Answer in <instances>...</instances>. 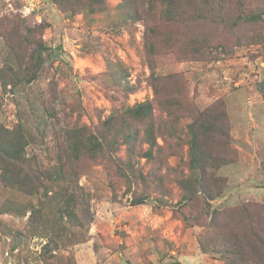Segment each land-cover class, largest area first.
<instances>
[{"label": "rangeland", "instance_id": "obj_1", "mask_svg": "<svg viewBox=\"0 0 264 264\" xmlns=\"http://www.w3.org/2000/svg\"><path fill=\"white\" fill-rule=\"evenodd\" d=\"M85 2L64 8L63 0H0V33L8 19L44 26L41 38L47 49L38 75L31 70L30 79L19 86L0 87V125L13 129L20 122L28 136L30 162L22 165L27 173L55 165L70 131L82 139L103 136L110 144L104 147L109 157L82 155L75 163L81 170L67 176L85 192L92 221L81 234L58 221L63 227L60 244L56 249L50 245L54 250L47 253L43 245L49 227L32 226L28 220L29 206L40 208L44 221L52 222L56 211L44 201L38 172L31 175L35 195L12 190L0 180V264H225L221 245L232 236L229 230L243 235V252L246 239L254 242L234 215L224 225L227 208L264 204V41L255 36L256 31L264 34V23L232 29L233 40L218 27L232 47L228 54L218 60H183L167 52L169 39L149 35L147 24L154 15L141 11L144 3L137 11L142 19L126 20L122 14H134V9L122 0H103L92 9ZM261 2L247 0V5L262 8ZM224 21L221 17L219 23ZM210 22L185 25L203 36L211 32ZM7 51L0 35V67ZM174 94L187 99V108L173 106ZM146 101L152 110L143 118L127 112ZM218 105L228 119L223 130L213 109ZM206 108L216 122L205 135L199 124ZM110 117L116 128L127 122L123 132L130 137L121 132L109 140L112 129L103 122ZM193 133L201 140L211 136L214 144L226 141L225 150L218 148L213 157L225 188L203 210L176 204L178 189L171 173L189 157ZM180 140L181 149L175 147ZM225 154L234 160L215 158ZM163 178L172 196L168 190L162 195L157 179ZM141 196H146L144 202L134 204ZM212 209L225 214L211 215Z\"/></svg>", "mask_w": 264, "mask_h": 264}, {"label": "trees", "instance_id": "obj_2", "mask_svg": "<svg viewBox=\"0 0 264 264\" xmlns=\"http://www.w3.org/2000/svg\"><path fill=\"white\" fill-rule=\"evenodd\" d=\"M81 1H86V5L92 9L94 4L103 0H63V3H65L63 7L71 8L74 3ZM122 2L131 4L134 9V14L133 10L131 12L127 10L122 14V17L126 20L142 19L137 11L141 10L138 8V4L144 3L145 9L141 11H145L146 16L154 15L151 24L150 22L147 24L149 35L163 36V41L169 39L170 42L165 43L167 52H174L183 60H200L206 57L218 60L224 54H228L232 47L218 32V27L224 29V33L229 34L233 40L236 37L231 33L232 29H238L242 25L264 23V2H261L262 8L259 6H252V8L250 4L247 5V0H122ZM221 17L226 18V21L223 22L224 25L219 23ZM23 21L19 24L16 20L11 22L8 19L9 24L4 26V31L0 33L5 38V45L8 50L0 67V87L3 90L8 86L12 88L19 86L23 79L29 80L31 70L34 76L38 75L39 68L44 60L41 57L43 50L47 49L41 38L44 26L36 23L28 26L25 19ZM210 21L214 22V26H212L211 32L205 33L203 36H199L197 32L196 34L190 32L185 25L206 23L209 26ZM181 24L185 25L184 30L181 29ZM257 35L258 39L264 41V34L261 31H256L255 36ZM8 41L12 43L8 44ZM170 84L169 80V86ZM172 89L167 92H172ZM178 97L174 94L170 98L171 102L174 103L173 106L177 109L180 107L187 108V99L184 97V101H182ZM208 108L201 112L204 121L199 124L205 135L206 130L216 122L215 115L206 114L210 111ZM213 109H216V113L219 115V120H221L219 124H223L221 125L222 130L225 129L228 121L225 109L222 105L214 106ZM151 110V103L146 101L128 108L127 112L139 119L147 115L148 112L150 113ZM111 120L112 117L103 122L112 129L111 136L108 137L109 140L115 138L121 132L124 133V136L130 137V134L123 132L125 124L128 125L127 122H124L123 127L116 128L110 123ZM201 131L198 132L201 133ZM218 134L216 132L214 135L215 141ZM67 135V145H61L58 149L55 165L50 169L35 168L31 173H27L28 168L22 165L30 162L25 151L29 140L22 124L18 122L13 129L0 125V180L12 190L27 195H35L37 190L31 183V180H33L31 175L38 172L36 182L39 185L44 183L42 187L46 196L44 201L48 205L52 204L56 207L52 222L44 221L40 208L37 210L33 206L27 208L29 210L28 220L30 219L32 226L36 225L38 227L42 224L49 227L47 240L43 245L44 251L46 250L45 253L56 249L60 244L62 225L70 230L79 231L81 234L93 219L88 200L83 197L85 192L80 186L76 185V181L67 180V176L81 170L75 163L82 155L96 157L100 154L103 158L109 157L104 147H106L105 144H110L104 142L103 136L100 138L91 135L88 139H82L75 131H70ZM210 137H208L209 141L206 139L201 140L197 133H193L189 145V157L180 160L179 165L181 164L183 167L171 172L174 175L173 180L178 189L176 204L181 209L190 207L198 209L199 206V209L203 210L205 207H209L210 201L219 197L225 188L224 178L215 174L219 164L213 162V157L219 153L216 151L218 148L221 149L220 152L225 150L226 141L214 144L211 143ZM181 142L180 140L175 147L181 149ZM220 145H223V147H220ZM173 149L169 150L172 151ZM215 158L218 161L221 159L230 162L234 160L235 156H226L225 154V156H215ZM167 178L157 180L163 185L162 195H165V191L168 190V196H172L170 189L165 187ZM198 191L203 196L198 195ZM145 197H136L133 203H143ZM227 211V220H225L224 225L228 226L227 224L231 222V217L234 215L237 222L246 227L247 237L254 239V242L246 239L243 252V235H238L241 232H237L236 229L229 230L228 233H231L232 236L221 245L225 264H243V255L245 256V264H256V262L264 264V204L246 202L236 207L227 208ZM207 213L208 211L202 212L205 216H207ZM210 214L223 216L225 210L212 209ZM40 218H43V220ZM58 221L62 225L57 223ZM71 236L76 237V234L71 233ZM258 247H261L262 251ZM125 264L130 263L126 260Z\"/></svg>", "mask_w": 264, "mask_h": 264}]
</instances>
